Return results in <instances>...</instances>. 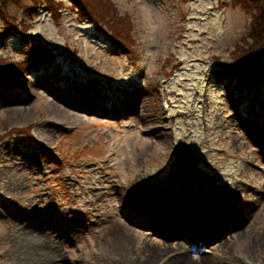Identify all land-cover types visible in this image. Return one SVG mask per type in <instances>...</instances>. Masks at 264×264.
<instances>
[{
    "label": "rangeland",
    "instance_id": "obj_1",
    "mask_svg": "<svg viewBox=\"0 0 264 264\" xmlns=\"http://www.w3.org/2000/svg\"><path fill=\"white\" fill-rule=\"evenodd\" d=\"M110 1L131 21L134 53L115 48L67 4L56 18L38 7L29 19L27 9L10 7L56 58L24 84L0 92V135L30 124L32 135L0 142V264H45L27 250L28 244L40 247L27 230L50 233L51 264H161L163 252L172 256L169 264L179 254L189 257L181 256L182 263L208 254L206 264H264V199L253 190L264 191V150L249 140L257 135L264 143V85L252 107L253 98L233 80L207 72L219 64L216 58L229 63L230 50L246 33L244 12L230 0ZM0 53L22 58L24 40L11 33ZM166 71L173 73L159 74ZM144 107L156 113L148 123L139 118ZM64 128L73 130L64 134ZM57 143L64 152L59 169L48 152ZM178 145L199 156L197 187L232 193L231 222L245 223L210 249L192 237L199 235L189 218L193 201L179 199ZM142 185L151 198L165 192L174 198L153 230L134 215L139 207L130 195ZM122 193L130 199L122 202ZM147 199L160 205L157 197Z\"/></svg>",
    "mask_w": 264,
    "mask_h": 264
},
{
    "label": "trees",
    "instance_id": "obj_2",
    "mask_svg": "<svg viewBox=\"0 0 264 264\" xmlns=\"http://www.w3.org/2000/svg\"><path fill=\"white\" fill-rule=\"evenodd\" d=\"M0 0V44L3 45L11 33H17L24 40L25 53L22 58H14L0 53V92L22 84L28 73L37 71L42 64L53 57L50 48L29 30L31 23L25 17L18 18L10 10L11 6L28 10V18L38 13V7L46 5L54 18L65 3L76 9L80 20H92L94 27L109 39L117 49L135 45L132 24L127 14H120L110 0ZM245 14L246 33L241 35L229 52V63L218 58L217 72L224 78L234 77L238 85H264V0H230ZM134 51V49L132 50ZM4 125V129H5ZM26 129L12 128L8 132L17 133ZM1 138V137H0Z\"/></svg>",
    "mask_w": 264,
    "mask_h": 264
},
{
    "label": "bare ground",
    "instance_id": "obj_3",
    "mask_svg": "<svg viewBox=\"0 0 264 264\" xmlns=\"http://www.w3.org/2000/svg\"><path fill=\"white\" fill-rule=\"evenodd\" d=\"M70 112V111H69ZM71 113V112H70ZM155 114L153 111L149 110L147 107L142 110V113L140 114L139 118L144 121V122H147V121H152L154 118H155ZM147 120V121H146ZM148 123V122H147ZM246 132H249L248 129H245ZM252 131V130H251ZM258 137V138H257ZM261 138L260 136H257V135H252L250 136L249 140L251 142H253L254 144H257V146H259V150L260 151H263L264 150V143L259 139ZM223 194V193H222ZM130 196H132V199L134 200L135 198H139L141 197L140 195H138L137 193L133 192ZM149 196L148 192L147 194H145V197ZM224 197L221 195L218 197V199H215L216 203H221L220 201L223 199ZM121 201L124 202L126 199H130L129 196L126 197V194L125 193H122L121 194ZM220 200V201H219ZM217 207V205H216ZM214 222L217 221V218L213 219ZM177 226V225H176ZM173 229V228H172ZM213 228L211 227L210 231L208 232L209 236L211 235V232H212ZM45 233V234H44ZM44 233H41V232H36V231H32V230H27V235L28 236H36L37 239H38V242H40V247H36V249H33L31 245L28 244V247H27V250L29 252H34L33 253V257L36 259H41V258H44V262L45 264H51L53 259H52V255L54 254L55 250L53 248H51V235H49L47 232L44 231ZM194 239V238H193ZM126 242H128V240L126 239L125 240ZM125 241H123L125 243ZM188 243V242H187ZM186 245V244H185ZM189 245H191V243H189ZM221 245H224L226 251L228 250V242H222ZM164 249V246L161 247L159 249V251H156L157 252V255L159 252H162ZM173 250V249H172ZM47 251V255L45 258L44 255ZM167 255V253H162V257H159L161 259V264H169V263H172L171 260H172V256L171 257H165ZM181 256H183L182 254H179V256H175L173 258H175L177 260V262L175 264H179L180 262L182 263V260L184 258H189V257H185L183 256L181 258ZM206 256H209L208 254ZM204 256L203 254L199 257H201V261H198L197 259L195 260H191L192 262L189 263L187 261H184L182 264H206L204 263V260L207 259V257ZM162 258H165L164 260H162ZM181 260V261H180ZM187 262V263H186ZM230 264H238V261L236 260H231L230 261Z\"/></svg>",
    "mask_w": 264,
    "mask_h": 264
},
{
    "label": "water",
    "instance_id": "obj_4",
    "mask_svg": "<svg viewBox=\"0 0 264 264\" xmlns=\"http://www.w3.org/2000/svg\"><path fill=\"white\" fill-rule=\"evenodd\" d=\"M178 151H185V152H186V155L189 156V155H188V154H189V153H188V150H187L186 148H185L184 150H183L182 148H180V149H178ZM191 161H192V162H191V164L189 165L188 170L191 169V167H192V163L195 161V157L192 156ZM177 162H178V164L181 163V158H180V157L178 158ZM180 169L183 170V167H180ZM185 171H187V170H185Z\"/></svg>",
    "mask_w": 264,
    "mask_h": 264
}]
</instances>
